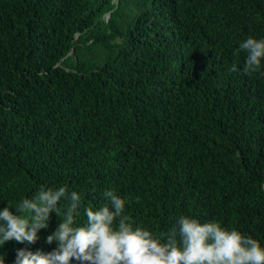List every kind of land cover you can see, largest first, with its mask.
<instances>
[{
  "label": "trees",
  "instance_id": "16d2710c",
  "mask_svg": "<svg viewBox=\"0 0 264 264\" xmlns=\"http://www.w3.org/2000/svg\"><path fill=\"white\" fill-rule=\"evenodd\" d=\"M250 36L264 0H0V209L65 187L83 225L112 191L162 243L187 216L264 247V61L230 71ZM67 203L0 262L52 251Z\"/></svg>",
  "mask_w": 264,
  "mask_h": 264
},
{
  "label": "clouds",
  "instance_id": "9594fccd",
  "mask_svg": "<svg viewBox=\"0 0 264 264\" xmlns=\"http://www.w3.org/2000/svg\"><path fill=\"white\" fill-rule=\"evenodd\" d=\"M237 51L246 53L242 70L233 64L230 71L251 75L261 70L264 61V39L248 37ZM109 204L97 210L85 208L86 223L79 225L81 196L65 187L40 189L15 208L0 209V244L15 241L34 244L41 229H47L50 214L61 216L59 204L68 202L63 219L46 237L56 243L50 252L17 249L15 264H264V247L255 239L219 222L201 223L181 216L178 227L167 234L165 242L154 238L142 227H133L125 214V200L112 191L105 193ZM139 200V198H137ZM179 237V240H178ZM4 264V260L0 262Z\"/></svg>",
  "mask_w": 264,
  "mask_h": 264
}]
</instances>
